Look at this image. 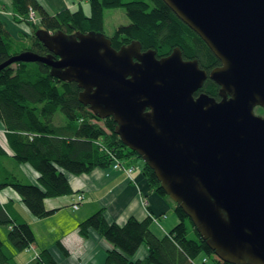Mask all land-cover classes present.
Here are the masks:
<instances>
[{"label": "water", "instance_id": "water-1", "mask_svg": "<svg viewBox=\"0 0 264 264\" xmlns=\"http://www.w3.org/2000/svg\"><path fill=\"white\" fill-rule=\"evenodd\" d=\"M208 46L207 74L174 48L157 58L139 42L103 33L38 29L45 56L23 51L0 64L40 63L76 83L78 101L112 118L124 146L154 172L215 257L264 264V0H162ZM209 78L217 100L202 92Z\"/></svg>", "mask_w": 264, "mask_h": 264}, {"label": "trees", "instance_id": "trees-1", "mask_svg": "<svg viewBox=\"0 0 264 264\" xmlns=\"http://www.w3.org/2000/svg\"><path fill=\"white\" fill-rule=\"evenodd\" d=\"M90 1L91 15L85 17L80 10L52 15L37 0H11L12 20L24 22L31 34L19 32V39L13 38L0 21V64L23 51L45 56L47 49L35 37L38 29L103 33L104 10L117 8L124 9L131 23L118 27L109 37L114 49L136 41L142 51L153 50L162 58L178 48L184 60H197L207 74L220 64L201 38L162 0ZM31 12L39 18L38 23L29 20ZM80 91L76 83L50 76L49 67L40 63H16L0 72V124L6 140L0 142V191L11 189L38 219L53 213L45 209V199L74 193L68 177L106 169L115 160L141 159L123 145L112 118L101 120L78 101ZM200 92L219 99L218 86L209 78L195 96ZM57 114L62 116L63 125L54 123ZM25 165L37 174L34 181L26 179L21 170ZM142 173L148 185L173 206L178 223L160 238L151 231V217L140 221L129 218L118 225L108 223L102 210L94 213L79 223L78 231L84 238L95 231L111 245L104 264H230L214 257L191 220L164 193L144 162ZM0 224L8 227L7 238L18 252L35 243L29 224L9 206L0 205ZM141 246L147 248V255L132 261ZM4 249L0 240V264H11L12 257ZM36 259L38 264H58L48 250L40 251Z\"/></svg>", "mask_w": 264, "mask_h": 264}, {"label": "crops", "instance_id": "crops-1", "mask_svg": "<svg viewBox=\"0 0 264 264\" xmlns=\"http://www.w3.org/2000/svg\"><path fill=\"white\" fill-rule=\"evenodd\" d=\"M37 1L52 15L63 10L71 13L80 10L85 17L91 15V8H85L80 0ZM2 10L8 16L3 15ZM11 13V0H0V21L11 36L16 38L15 34L21 30H17L14 25ZM121 164L134 167L130 178L113 166L68 177L74 193L45 199V209L53 213L43 220L34 217L11 189L0 191V205L9 206L16 216L29 224L34 234L38 230L43 237V241H38L34 235L35 243L22 252H18L12 245L7 246L6 251L12 257L11 264H38L36 256L42 250H48L58 264H104L111 245L95 231H90L85 238L78 231L79 223L100 210L108 223L118 225H123L129 218L140 221L151 217L153 234L160 238L168 235L178 223L173 206L148 185L142 173V164L132 159H126ZM21 170L26 179H36L37 174L29 166H21ZM76 193L82 194L84 200L71 216L66 209L71 207ZM146 255L147 248L141 246L131 260H140Z\"/></svg>", "mask_w": 264, "mask_h": 264}, {"label": "rangeland", "instance_id": "rangeland-1", "mask_svg": "<svg viewBox=\"0 0 264 264\" xmlns=\"http://www.w3.org/2000/svg\"><path fill=\"white\" fill-rule=\"evenodd\" d=\"M80 2H82V5H84L85 8L88 7V6L90 7V5H91V1L80 0ZM1 13L3 15H5V16H8V14H7V12L5 10H2ZM11 16H12V13H11ZM36 19H37L36 23H38L39 18L36 17ZM103 20H104V34L107 37H111L113 35L114 31L118 27L126 26V25H129L131 23L130 19L126 16V13H125L124 9H122V8L104 10ZM14 25L16 26L17 30L20 29L23 32L27 31V33H26L27 35L31 34L30 31L28 32L29 28L24 22H20V23L14 22ZM21 31H19V32H21ZM23 34H25V33H23ZM15 36H16L17 39H19V35L18 34H15ZM258 109L259 108H255L254 113L256 115L264 116L263 109L260 108L261 111H259ZM53 121H54V123L56 125H63V122H64V120H63V118H62V116L60 114L55 115L54 118H53ZM98 124L101 125V122H98ZM0 142H3V143L6 142L5 136H4V132H3V128H2L1 124H0ZM132 160H136L137 162H139V164L143 165V161L141 159H139V158H133ZM124 174L127 176V178H130V176H131V175L128 176L125 172H124ZM66 212L69 215L72 216L74 214V212H76V211H74L71 207H68L66 209ZM42 220H43V218H42ZM7 232H8V227L6 225H1L0 224V240H1L2 244H3V248H5L4 250H8L7 246H9V245L11 246V243L9 242V240L7 238V234H8ZM34 235H36V239H38V241H43L42 234L38 230H36V234H34ZM44 240H46L45 236H44ZM214 257H215V255H214ZM201 260L203 262H207L206 258H202Z\"/></svg>", "mask_w": 264, "mask_h": 264}, {"label": "built area", "instance_id": "built-area-1", "mask_svg": "<svg viewBox=\"0 0 264 264\" xmlns=\"http://www.w3.org/2000/svg\"><path fill=\"white\" fill-rule=\"evenodd\" d=\"M86 1H90V0H86ZM30 21H34L36 22L37 19H36V15L35 13L31 12L30 13V18H29ZM113 168L115 169H118V170H121V171H124L128 176L131 175V173L133 172L134 170V167L133 166H123L120 162H118L117 160L114 161L113 163ZM83 200H84V197L83 195L81 194H77L74 196V199H73V203L71 205V208L76 211L79 209V206L83 203Z\"/></svg>", "mask_w": 264, "mask_h": 264}, {"label": "flooded vegetation", "instance_id": "flooded-vegetation-1", "mask_svg": "<svg viewBox=\"0 0 264 264\" xmlns=\"http://www.w3.org/2000/svg\"><path fill=\"white\" fill-rule=\"evenodd\" d=\"M218 66H220V64H218V65L215 66L214 68H216V67H218ZM214 68L210 69V71L213 70ZM210 71H209V73H210ZM209 73H208V74H209Z\"/></svg>", "mask_w": 264, "mask_h": 264}]
</instances>
